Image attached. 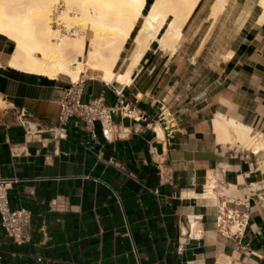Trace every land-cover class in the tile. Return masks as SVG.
<instances>
[{
  "label": "crops",
  "instance_id": "crops-1",
  "mask_svg": "<svg viewBox=\"0 0 264 264\" xmlns=\"http://www.w3.org/2000/svg\"><path fill=\"white\" fill-rule=\"evenodd\" d=\"M213 1L173 53L152 42L130 81L80 75L84 102L133 108L109 136L100 121H60L70 77L11 66L0 37V178L14 180L10 207L31 212L22 243L0 222V264H264V151L216 130L223 115L264 137L263 12L227 0L210 22Z\"/></svg>",
  "mask_w": 264,
  "mask_h": 264
},
{
  "label": "bare ground",
  "instance_id": "bare-ground-1",
  "mask_svg": "<svg viewBox=\"0 0 264 264\" xmlns=\"http://www.w3.org/2000/svg\"><path fill=\"white\" fill-rule=\"evenodd\" d=\"M199 2L0 0V37L12 43L8 63L13 67L50 77L62 74L73 82L82 73L91 72L106 82L117 79L126 83L152 42L170 53L176 50L183 40V28ZM226 3L227 0L213 1L210 22L215 21ZM258 4L264 18V0ZM131 43L135 48L129 51L125 69L116 72L124 47ZM216 130L220 140L238 141L256 153L264 151V137L233 119L221 115L216 120Z\"/></svg>",
  "mask_w": 264,
  "mask_h": 264
},
{
  "label": "built area",
  "instance_id": "built-area-1",
  "mask_svg": "<svg viewBox=\"0 0 264 264\" xmlns=\"http://www.w3.org/2000/svg\"><path fill=\"white\" fill-rule=\"evenodd\" d=\"M53 24L56 26L57 21L55 20ZM116 113H120L125 117H132L133 108L123 99L120 100L119 105L112 106L106 105L102 98L84 102L82 100V82L78 80L76 82L72 81L71 85L64 89L60 100L58 119L60 121H67L72 116H78L90 126L95 121H100L103 133L109 136L115 132L114 125L112 124V115ZM164 127L167 133L170 134L172 124H165L164 120ZM13 182V179L0 178V222L6 233L15 242L22 243L25 241L24 229L31 220V212L22 207H10L8 192ZM58 200H52L51 205L57 207ZM232 219L236 220L237 226H240L244 220L238 217ZM220 224L222 227H226V220L223 219Z\"/></svg>",
  "mask_w": 264,
  "mask_h": 264
},
{
  "label": "rangeland",
  "instance_id": "rangeland-1",
  "mask_svg": "<svg viewBox=\"0 0 264 264\" xmlns=\"http://www.w3.org/2000/svg\"><path fill=\"white\" fill-rule=\"evenodd\" d=\"M22 1L25 2V3H29V2H31V0H22ZM62 8H63V7H62ZM62 8H61V9H62ZM29 14L31 15V12H30ZM262 160H263V157H262ZM262 160H261V161H262ZM261 161H260V163H261ZM260 163H259V166H260ZM258 187H259V186H258ZM250 188H251V186H250Z\"/></svg>",
  "mask_w": 264,
  "mask_h": 264
}]
</instances>
